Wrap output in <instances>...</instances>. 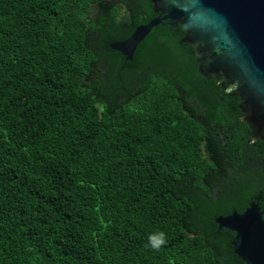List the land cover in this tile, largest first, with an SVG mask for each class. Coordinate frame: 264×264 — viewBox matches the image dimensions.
Returning <instances> with one entry per match:
<instances>
[{
    "label": "trees",
    "instance_id": "obj_1",
    "mask_svg": "<svg viewBox=\"0 0 264 264\" xmlns=\"http://www.w3.org/2000/svg\"><path fill=\"white\" fill-rule=\"evenodd\" d=\"M0 0V264H245L264 139L150 0ZM163 232L158 248L150 234Z\"/></svg>",
    "mask_w": 264,
    "mask_h": 264
},
{
    "label": "water",
    "instance_id": "obj_2",
    "mask_svg": "<svg viewBox=\"0 0 264 264\" xmlns=\"http://www.w3.org/2000/svg\"><path fill=\"white\" fill-rule=\"evenodd\" d=\"M150 1L156 16L111 47L131 60L153 27L180 24L181 42L194 47L199 72L223 78L227 91L235 90L254 140L264 139V0ZM216 223L235 233L231 246L245 264H264V212L258 200Z\"/></svg>",
    "mask_w": 264,
    "mask_h": 264
},
{
    "label": "clouds",
    "instance_id": "obj_3",
    "mask_svg": "<svg viewBox=\"0 0 264 264\" xmlns=\"http://www.w3.org/2000/svg\"><path fill=\"white\" fill-rule=\"evenodd\" d=\"M164 241V233L163 232H157L150 234L148 237V245L152 248H158Z\"/></svg>",
    "mask_w": 264,
    "mask_h": 264
},
{
    "label": "flooded vegetation",
    "instance_id": "obj_4",
    "mask_svg": "<svg viewBox=\"0 0 264 264\" xmlns=\"http://www.w3.org/2000/svg\"><path fill=\"white\" fill-rule=\"evenodd\" d=\"M109 1H112V2H114V3H116V4L121 3L122 5H124V8H125V9L127 8L130 12H132V8L129 7V6L127 5L126 0H109ZM262 210H263V209H262ZM263 212H264V210H263Z\"/></svg>",
    "mask_w": 264,
    "mask_h": 264
}]
</instances>
